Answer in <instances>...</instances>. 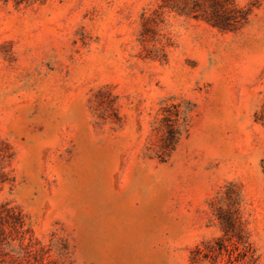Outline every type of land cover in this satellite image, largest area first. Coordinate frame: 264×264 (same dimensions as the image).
<instances>
[{
    "label": "rangeland",
    "instance_id": "obj_1",
    "mask_svg": "<svg viewBox=\"0 0 264 264\" xmlns=\"http://www.w3.org/2000/svg\"><path fill=\"white\" fill-rule=\"evenodd\" d=\"M0 264H264V0H0Z\"/></svg>",
    "mask_w": 264,
    "mask_h": 264
}]
</instances>
